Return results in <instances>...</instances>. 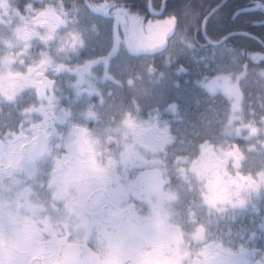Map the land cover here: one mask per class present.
Listing matches in <instances>:
<instances>
[{
	"label": "clouds",
	"instance_id": "clouds-1",
	"mask_svg": "<svg viewBox=\"0 0 264 264\" xmlns=\"http://www.w3.org/2000/svg\"><path fill=\"white\" fill-rule=\"evenodd\" d=\"M226 2L0 0V264H264V37Z\"/></svg>",
	"mask_w": 264,
	"mask_h": 264
},
{
	"label": "trees",
	"instance_id": "trees-1",
	"mask_svg": "<svg viewBox=\"0 0 264 264\" xmlns=\"http://www.w3.org/2000/svg\"><path fill=\"white\" fill-rule=\"evenodd\" d=\"M206 2H208L210 4V6H213V7L216 4H218V2L215 0H206ZM129 3H131L133 5L134 9L139 8V10H141L142 12L147 13L146 0H129ZM175 3H179V0H168L169 7H171ZM222 10L224 11V14H225V17L227 18V20L225 21V23L223 24V26L220 29L216 30V31H218L219 34H227L229 32L243 30L246 32H250L254 35H260V36L264 37V28H258L257 33H254L252 31L253 26L250 23L245 24L243 21H240V19H239V21H236V22L231 21V16L236 11L227 10V8L226 9L222 8ZM149 15H150V13H149ZM257 17L260 18L261 14ZM248 20L252 23L253 20H255V19L248 17ZM243 26H246V27H243ZM210 31H212V29H210ZM232 39L237 43L246 44L250 47H251L252 43L257 44L254 40L247 39V38L243 37L242 35L236 36Z\"/></svg>",
	"mask_w": 264,
	"mask_h": 264
},
{
	"label": "flooded vegetation",
	"instance_id": "flooded-vegetation-1",
	"mask_svg": "<svg viewBox=\"0 0 264 264\" xmlns=\"http://www.w3.org/2000/svg\"><path fill=\"white\" fill-rule=\"evenodd\" d=\"M215 1H217L218 4L221 3V0H215ZM217 2H216V3H217ZM222 8H224V9L227 8V10H233V11H236V12L233 14V15H235V19H234V20L232 19V16H233V15H232V16H231V21H232V22H236V21H239V19H240V21H243L245 24L250 23V24L253 26V30H252V31H253L254 33H257L258 28H260V27H256V26H254L253 22L251 23V22L248 20V17H249V18H254L255 20H258L259 17H257V16H259L260 13H259L257 10H255L254 8L248 6V0H227L226 4H224V5L222 6ZM247 9H249V11L239 13L240 11H242V10H247ZM255 20H253V21H255ZM243 27H246V26H243ZM240 32H241V31H234V32H232V33H240ZM239 35H240V34L234 35L232 38H234V37H236V36H239ZM251 47H259V45L252 43V44H251Z\"/></svg>",
	"mask_w": 264,
	"mask_h": 264
},
{
	"label": "water",
	"instance_id": "water-1",
	"mask_svg": "<svg viewBox=\"0 0 264 264\" xmlns=\"http://www.w3.org/2000/svg\"><path fill=\"white\" fill-rule=\"evenodd\" d=\"M256 10V9H255ZM247 11H249V9H247V10H242V11H240L239 13H241V12H247ZM237 34H239V33H234V35H237ZM233 35V36H234Z\"/></svg>",
	"mask_w": 264,
	"mask_h": 264
}]
</instances>
